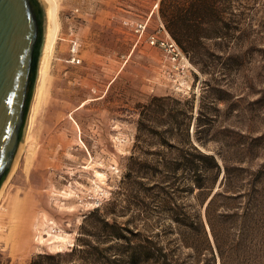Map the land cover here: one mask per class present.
Here are the masks:
<instances>
[{
	"label": "rangeland",
	"instance_id": "rangeland-1",
	"mask_svg": "<svg viewBox=\"0 0 264 264\" xmlns=\"http://www.w3.org/2000/svg\"><path fill=\"white\" fill-rule=\"evenodd\" d=\"M159 1L56 0L35 144L0 206V264L67 253L71 264H130L146 239L171 243L168 215L204 219L208 202L179 171L166 177L189 146L229 168L210 193L235 197L216 200L227 230L214 264L264 261V0L221 7L199 52L177 46V62L144 41L167 33Z\"/></svg>",
	"mask_w": 264,
	"mask_h": 264
},
{
	"label": "trees",
	"instance_id": "trees-1",
	"mask_svg": "<svg viewBox=\"0 0 264 264\" xmlns=\"http://www.w3.org/2000/svg\"><path fill=\"white\" fill-rule=\"evenodd\" d=\"M241 0H160L158 16L168 35L187 55H194L202 48V41L208 38L203 32L214 28L220 22L221 7L231 8ZM179 157L184 162L177 168H169L167 178H174L175 170L179 171L178 179L183 185L199 189L200 195L208 199L204 219L197 213H172L168 218L172 222L170 234L175 237L167 245H159L158 241L146 239L145 244H137L131 255L130 264H214V251L220 254V230L226 231L225 215L216 213V200L220 197L228 200L235 197L227 196L229 190L216 191L210 194L220 173H223L221 184L226 187L229 168L219 165L211 154L201 152L193 146L179 149ZM211 177V180H209ZM203 191L205 192L203 194ZM204 201V200H203ZM226 208V207H225ZM173 245V248H171ZM177 249L189 252L180 259ZM70 254L47 256L38 255L27 264H71L62 257ZM82 264V263H81ZM264 264V261L261 263Z\"/></svg>",
	"mask_w": 264,
	"mask_h": 264
},
{
	"label": "water",
	"instance_id": "water-1",
	"mask_svg": "<svg viewBox=\"0 0 264 264\" xmlns=\"http://www.w3.org/2000/svg\"><path fill=\"white\" fill-rule=\"evenodd\" d=\"M43 31L39 0H0V187L23 136Z\"/></svg>",
	"mask_w": 264,
	"mask_h": 264
},
{
	"label": "bare ground",
	"instance_id": "bare-ground-1",
	"mask_svg": "<svg viewBox=\"0 0 264 264\" xmlns=\"http://www.w3.org/2000/svg\"><path fill=\"white\" fill-rule=\"evenodd\" d=\"M43 6V15H44V34L43 41L41 45V52L39 54V60L37 65V76L35 80V86L33 88V94L31 98V103L29 107L27 122L24 130V134L19 143L17 154L15 156L13 165L8 172L3 184L0 187V206L5 198V192L12 178L16 168L19 165L20 157L24 154V156L28 155L29 151L33 148L35 144L34 139V123L35 117L38 112V108L41 103L44 85L47 79L50 62L53 57V52L55 50V44L57 40L58 33V21L56 16L57 10V2L56 0H39ZM22 208L30 212L31 210H35L37 208L30 205L28 202H24L21 204ZM35 208V209H33Z\"/></svg>",
	"mask_w": 264,
	"mask_h": 264
},
{
	"label": "built area",
	"instance_id": "built-area-1",
	"mask_svg": "<svg viewBox=\"0 0 264 264\" xmlns=\"http://www.w3.org/2000/svg\"><path fill=\"white\" fill-rule=\"evenodd\" d=\"M133 26V30L138 34V40L142 37L146 23H136ZM144 41L149 46H157L163 50L165 57L171 62H177L181 57V52L175 42L165 33V37L157 38L156 36L150 34L144 37Z\"/></svg>",
	"mask_w": 264,
	"mask_h": 264
}]
</instances>
